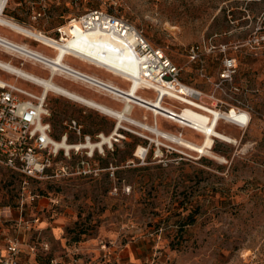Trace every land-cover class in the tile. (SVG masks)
Listing matches in <instances>:
<instances>
[{
    "label": "rangeland",
    "instance_id": "obj_1",
    "mask_svg": "<svg viewBox=\"0 0 264 264\" xmlns=\"http://www.w3.org/2000/svg\"><path fill=\"white\" fill-rule=\"evenodd\" d=\"M8 6L4 17L48 32L88 9L116 13L143 30L181 69V82L200 92L198 103L228 114L247 113L250 120L247 125L223 120L219 130L233 143L215 140L207 155L162 138L158 141L124 122L115 150L97 158L98 173L31 180L23 189V178L0 168V208L9 207L13 214L10 221L0 219V237L35 245L37 259L58 264H264V0H86L77 6L70 0H10ZM0 35L48 57L56 55L1 25ZM249 45L258 60L242 65L237 48ZM193 46L200 47L203 64L189 60ZM81 49L97 54L89 47ZM226 59L236 62L229 79L224 77ZM0 60L45 79L52 75L2 48ZM66 60L125 83L90 63ZM0 77L42 93L36 85L2 70ZM54 81L78 92V85L89 91L96 88L63 76ZM124 83L122 89L127 90ZM101 92L112 100L110 105L122 110V103ZM142 96L155 97L152 92ZM166 103L182 108L174 101ZM47 105L59 142L72 121L82 126L83 135L92 137L100 133L108 137L117 128L115 119L56 94L47 96ZM146 111L135 108L133 119L150 126L158 122L161 130L203 141L201 134L166 118L156 121ZM69 137L70 145L79 141ZM140 147L144 152L138 155ZM62 161L66 160H56ZM21 216L29 224H19Z\"/></svg>",
    "mask_w": 264,
    "mask_h": 264
},
{
    "label": "built area",
    "instance_id": "obj_2",
    "mask_svg": "<svg viewBox=\"0 0 264 264\" xmlns=\"http://www.w3.org/2000/svg\"><path fill=\"white\" fill-rule=\"evenodd\" d=\"M83 1L86 0H70V4L77 6ZM9 2L10 0H6L2 14L8 11ZM109 7L112 8V4ZM74 19L85 21L82 30H75L76 38L94 35L98 41L118 44L121 49L130 52L142 80L146 83L143 85L144 92L156 91L158 93L156 87H159L165 91L163 96L167 99L170 97L168 92L174 91L183 84L180 80L181 69L168 58L162 49L154 46L147 39L144 31L130 20L104 8L88 9L79 18L71 17L69 22ZM62 29L63 27H59L56 30L57 40L60 42L64 37L67 38ZM69 57L89 63L77 56ZM188 58L193 63H204L199 46H193L190 49ZM224 65L225 72H227L224 77L229 79L231 71L236 67V62L226 59ZM50 77L53 78L52 75ZM0 79L2 80L0 82V168H6L23 178V189L27 188L31 180L87 176L98 173L100 162L97 158L106 157L108 151L113 152L123 137L114 132L108 136L110 141L100 146L105 134L100 133L95 137L83 135L82 126L72 121L62 135L61 142L70 144V134L79 138V141L72 144V149L69 151L58 148L57 142L59 141H56L53 136L54 129L50 121L51 112L47 105V96H43L42 93L35 94L15 82H9L1 77ZM184 86L189 87L185 84ZM107 94L114 101L119 102L112 94ZM90 144L93 147H89ZM158 153H161V150ZM59 157L66 161L58 164L56 160ZM28 197L34 200L31 194ZM12 217L11 208H0V219L10 221ZM18 223L29 224L22 216ZM24 248L27 249L26 252ZM37 250L35 245L25 246L19 239L0 237V264H43L36 257ZM22 255L26 256V261L21 259ZM48 264L58 263L56 260H50Z\"/></svg>",
    "mask_w": 264,
    "mask_h": 264
},
{
    "label": "bare ground",
    "instance_id": "obj_3",
    "mask_svg": "<svg viewBox=\"0 0 264 264\" xmlns=\"http://www.w3.org/2000/svg\"><path fill=\"white\" fill-rule=\"evenodd\" d=\"M6 0H0V25L7 28L25 38L39 42L44 47H48L55 51V57H48L45 54L30 48L28 45L15 43L0 35V48L8 53L16 54L21 58L33 61L41 65L45 70H49L53 78L45 79L33 73L20 69L12 63L0 60V70L16 76L18 79L30 82L42 89L43 96L49 94H56L72 101L81 103L90 108L96 109L99 112L107 115L117 121V128L115 132L118 134L124 122L136 126L144 131L153 134L155 137L162 138L169 142L180 145L197 154L207 155L211 154V150L215 144V140H221L227 143L232 142L227 134L221 132L219 127L223 120L235 122L238 124H248L250 118L247 113H224L222 111L212 109L206 105L198 103L200 99L199 91L193 88L185 87L181 84L172 92H168L169 98L163 95L165 91L159 87L153 92L155 97L148 98L142 96L144 86L146 83L141 78L136 64L133 62L131 54L127 50L121 49L118 44H113L105 41H98L94 35H86L84 37L76 38L75 30H82V25L85 23L83 19H74L67 25L63 26L62 31L67 35L63 38L62 42L49 37L42 32L34 29L24 27L15 21H12L2 14L5 8ZM98 41V42H97ZM81 45L89 47L97 52L96 55H89L81 49ZM69 56H77L90 64L97 65L101 69H106L108 72L113 73L114 76L123 78L125 83H128L129 88L122 89L115 83L101 81L93 76H87L74 69L67 63L66 59H71ZM55 76H63L73 81L84 82L96 87L97 89L112 94L120 103L123 104L122 110L112 109L110 107L101 105L92 100L85 99L74 92H71L66 87L57 84L54 81ZM2 80L0 79V82ZM186 95L187 97L183 96ZM166 100L174 101L182 105L178 109L175 104L169 105ZM172 103V102H171ZM142 108L152 113L158 121L159 117L166 118L180 128H188L203 136L201 143H196L191 140L185 139L181 135L172 134V132L161 130L158 122L156 125L150 126L149 124L133 119L132 114L135 108ZM148 118V117H147ZM110 138L104 136L103 146L109 142ZM159 143V142H158ZM233 143V142H232ZM58 148L71 150L72 147L67 142H57ZM93 147L92 144L88 145ZM144 152L141 147L138 149L137 154Z\"/></svg>",
    "mask_w": 264,
    "mask_h": 264
},
{
    "label": "crops",
    "instance_id": "obj_4",
    "mask_svg": "<svg viewBox=\"0 0 264 264\" xmlns=\"http://www.w3.org/2000/svg\"><path fill=\"white\" fill-rule=\"evenodd\" d=\"M57 29H55V30H51V31H38V32H42L43 34H45V35H47V36H49V37H57L58 36V34H57V31H56ZM88 51H90V52H95L94 50H92V49H87ZM75 62V63H74ZM82 63V62H81ZM70 64V65H69ZM69 66L72 68V69H74V70H76V71H78V72H80V73H82V74H85V75H87V76H93V77H95V78H98V79H100L101 81H107V82H113V83H115L117 86H119V87H121V88H124V85H123V83L121 82V81H119V80H113V78H109V77H107L106 76V74H104V73H101L99 70H96V69H94V70H92L91 68H89L88 67V65H86V64H80V63H78V62H76V61H72L71 60V62H69ZM104 81V82H105ZM78 83H81V85H83V86H85V87H92V86H88V84H86V83H84V82H78ZM124 84H126V83H124ZM127 85V84H126ZM78 87H79V89L81 90V91H74V90H71V89H69V88H67V89H69L71 92H74L75 94H77V95H79V96H81V97H83V98H85V99H88V100H92V101H94V102H96V103H99V104H101V105H104V106H107V107H110V108H112V109H116V107H114V106H112V105H110L109 103H113L112 102V100H109V99H106V97L107 96H105L104 94H102V92L100 91V90H94V89H97V88H89V89H91V91H93V92H91V91H89V90H87L88 88H83L82 86H79L78 85ZM100 91V92H99ZM24 251L26 252L27 251V249L26 248H24ZM21 259L23 260V261H26V256H24V255H22L21 256Z\"/></svg>",
    "mask_w": 264,
    "mask_h": 264
},
{
    "label": "trees",
    "instance_id": "obj_5",
    "mask_svg": "<svg viewBox=\"0 0 264 264\" xmlns=\"http://www.w3.org/2000/svg\"><path fill=\"white\" fill-rule=\"evenodd\" d=\"M5 14L8 15V11H6ZM249 47H251V45L237 48V49H240L239 54L237 56L240 57L242 65H247L249 63H254L255 61L258 60V58L255 56L256 52L251 51L249 49ZM243 69L244 68H242V70ZM76 241H78V240H76ZM38 261H40V260L38 259ZM49 261L50 260H48L47 262H42V261H40V262L43 263V264H48Z\"/></svg>",
    "mask_w": 264,
    "mask_h": 264
}]
</instances>
